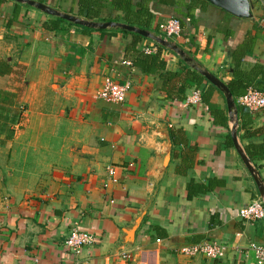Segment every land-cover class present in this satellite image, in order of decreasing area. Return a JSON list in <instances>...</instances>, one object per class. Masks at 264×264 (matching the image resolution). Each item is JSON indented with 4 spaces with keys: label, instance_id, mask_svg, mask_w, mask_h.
<instances>
[{
    "label": "crops",
    "instance_id": "obj_1",
    "mask_svg": "<svg viewBox=\"0 0 264 264\" xmlns=\"http://www.w3.org/2000/svg\"><path fill=\"white\" fill-rule=\"evenodd\" d=\"M33 1L128 24L118 0ZM130 1L145 12L130 17L150 33L143 45L166 39L160 22L183 21L181 35L166 39L169 71L186 62L230 79L241 54L246 70L262 66L251 74L264 84V0H251L250 17L209 0ZM124 29L79 24L25 0L2 4L0 61L13 71L0 76V91L17 94L8 114L19 113L12 138L0 142V264H264L249 249L264 246V219L239 214L262 193L233 139L224 92L216 89L212 103L226 110L227 126L215 124L207 104L168 96L161 72L126 59L137 31ZM109 76L131 83L123 103L98 96ZM251 130L238 117L237 142L249 158L248 146L264 144L263 114ZM250 161L264 181V158ZM109 167L118 182L109 181ZM75 226L96 237L79 255L65 247ZM205 240L227 245V255L180 252Z\"/></svg>",
    "mask_w": 264,
    "mask_h": 264
},
{
    "label": "trees",
    "instance_id": "obj_2",
    "mask_svg": "<svg viewBox=\"0 0 264 264\" xmlns=\"http://www.w3.org/2000/svg\"><path fill=\"white\" fill-rule=\"evenodd\" d=\"M6 0H0V8ZM88 3V2H87ZM89 4V3H88ZM130 0H118L116 5L118 8L125 11V22L129 25H135L136 22L130 17H139L144 15L141 9L139 11H134L132 8ZM85 7L88 5L85 4ZM85 13V12H84ZM82 11V14H84ZM87 18H94L92 13L86 12L84 14ZM64 20L63 18H60ZM181 20V19H180ZM182 25L183 21L181 20ZM126 32H130L125 30ZM134 34V39L132 42L126 45L125 47V58L130 60L135 66L139 67L143 72L148 74L160 73L164 77V88L170 97H174L181 101H186L188 90L197 88L201 91L202 102L208 105V109L214 119L215 124L227 126L228 125V115L224 108L219 105L212 103V97L214 91L219 89L212 83L207 82V78L200 71V69H191L188 63L185 62L186 66L183 67L181 71H169L168 63L163 55L164 51L168 49L166 44H162L155 41L157 50L152 53H147L144 50L143 41L145 35L137 32H131ZM241 54L235 56V64L232 71L233 77L230 79H222L229 87L230 91L233 94L235 100V109L238 112V117L240 119V129H245L246 134L251 135V127L253 125V118L257 114L264 115V107L251 110L247 106L242 105L239 102V98L247 93L250 87L257 88L264 92V84L262 81L254 83V78L252 77L251 72L255 70L262 69V66L259 64L254 65V68L251 71L246 70L240 63ZM201 68V64H198ZM13 71L11 65L6 61H0V76H5L10 74ZM264 78V77H263ZM2 97H0V110L5 115L9 117L10 120H15L18 118V113L12 116H9L8 112L11 111L12 106L14 105V99L17 97V94L12 91H0ZM172 138L175 141V133L172 131ZM252 147V149H251ZM247 153L252 160H255L256 154L264 158V144L262 145H250L247 147Z\"/></svg>",
    "mask_w": 264,
    "mask_h": 264
},
{
    "label": "built area",
    "instance_id": "obj_3",
    "mask_svg": "<svg viewBox=\"0 0 264 264\" xmlns=\"http://www.w3.org/2000/svg\"><path fill=\"white\" fill-rule=\"evenodd\" d=\"M159 29L165 35V38L178 37L182 33V22L177 17H169L159 23ZM145 52L152 53L157 50L155 44L144 47ZM128 63H131L128 61ZM131 88V83L126 81L120 83L112 77H107L102 89L98 92V96L104 100L123 103L126 100L128 91ZM202 102L201 91L197 88L191 90V93L186 99V105L199 104ZM242 105L247 106L251 110H257L264 107V92L257 88L250 87L243 96L239 98ZM110 180L118 182V177L115 174L114 167L108 168ZM109 181L106 183L108 185ZM240 217L246 221H255L264 219V199L257 198L244 206L240 211ZM96 242L95 235L87 229L75 226L71 229L65 240V247L68 251L75 255H79L84 248L94 245ZM249 249L255 252L257 260L264 262V246L251 243ZM229 251L227 245L220 244L217 241L205 240L202 242L185 245L180 249V252L186 256L204 255L210 259H222ZM125 259H131L130 253H123Z\"/></svg>",
    "mask_w": 264,
    "mask_h": 264
},
{
    "label": "water",
    "instance_id": "obj_4",
    "mask_svg": "<svg viewBox=\"0 0 264 264\" xmlns=\"http://www.w3.org/2000/svg\"><path fill=\"white\" fill-rule=\"evenodd\" d=\"M26 2L33 4L35 6H37L38 8L50 13V14H56V15H60L70 21L79 23V24H86V25H91V26H100L102 28H105L111 24H116V25H120L121 27L125 28V29H129L132 31H137L145 36H150V33L147 30L138 28L136 26H132V25H128V24H124V23H116V22H103V23H99V22H93V21H88V20H83L79 17H76L74 15L68 14V13H61L60 11H58L57 9H54L44 3H40V2H36L33 0H25ZM211 1L213 4L222 7L223 9L229 11L230 13L240 16V17H250L253 15V12L251 10V0H209ZM160 42L165 43L166 45H169L172 47L171 43L164 39V38H157ZM176 48V47H175ZM197 69H200V71L205 75V77L215 86H217L221 91L224 92L225 96H226V101H227V106H228V110L230 112V116L232 118L235 119V124L233 126V139L239 149V152L242 156V158L244 159L245 163L247 164L248 168L250 169V171L252 172V174L254 175L259 189L262 193V198L264 199V181L262 180V178L260 177V174L258 172V170L252 165L250 158L246 155V153L244 152V150L238 145L237 142V132H236V122L238 121V112L235 109V100L233 98V94L230 91L228 85L217 75L213 74L212 72L199 68L196 66Z\"/></svg>",
    "mask_w": 264,
    "mask_h": 264
},
{
    "label": "rangeland",
    "instance_id": "obj_5",
    "mask_svg": "<svg viewBox=\"0 0 264 264\" xmlns=\"http://www.w3.org/2000/svg\"><path fill=\"white\" fill-rule=\"evenodd\" d=\"M0 97L2 94L0 93ZM16 123L14 120H10L5 113L0 112V142L6 143L10 140L14 134Z\"/></svg>",
    "mask_w": 264,
    "mask_h": 264
}]
</instances>
